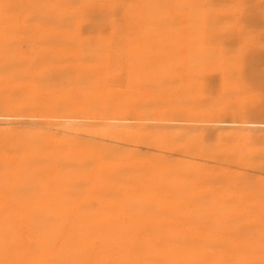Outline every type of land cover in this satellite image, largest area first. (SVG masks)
<instances>
[{
  "label": "bare ground",
  "instance_id": "1",
  "mask_svg": "<svg viewBox=\"0 0 264 264\" xmlns=\"http://www.w3.org/2000/svg\"><path fill=\"white\" fill-rule=\"evenodd\" d=\"M0 264H264V0H0Z\"/></svg>",
  "mask_w": 264,
  "mask_h": 264
}]
</instances>
